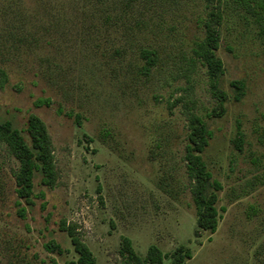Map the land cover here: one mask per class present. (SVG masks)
<instances>
[{
  "label": "rangeland",
  "instance_id": "374dc122",
  "mask_svg": "<svg viewBox=\"0 0 264 264\" xmlns=\"http://www.w3.org/2000/svg\"><path fill=\"white\" fill-rule=\"evenodd\" d=\"M207 0H0V122L25 133L29 114L46 125L56 180L34 178L20 217L12 172L0 144V264H72L62 225L74 226L95 264H124L121 239L144 257L156 245L171 264H264V38L230 0L216 55L223 63L216 104L204 66L192 52L202 37ZM142 48L156 52L148 74ZM244 82L233 99L229 84ZM48 104L35 106L36 100ZM211 137L202 158L222 189L214 233L196 229L184 167L187 111ZM237 126L243 134L238 149ZM223 208V210H221ZM53 241L61 252L49 251Z\"/></svg>",
  "mask_w": 264,
  "mask_h": 264
},
{
  "label": "trees",
  "instance_id": "16d2710c",
  "mask_svg": "<svg viewBox=\"0 0 264 264\" xmlns=\"http://www.w3.org/2000/svg\"><path fill=\"white\" fill-rule=\"evenodd\" d=\"M215 1L216 6H211L206 17L201 19L202 37L194 43L192 52L198 61L204 66L208 78L211 95L216 99L209 116L220 117L225 112L227 94L219 86L220 76L223 73V63L216 55L220 44L219 26L222 21V13L219 5L223 0ZM243 10L257 29V35L264 38V0H230ZM143 60L141 70L148 74L156 63V52L153 49L142 48L139 52ZM7 81V75L0 69V86ZM233 92V99L239 100L244 93V82L233 80L229 84ZM48 100H36L35 106L48 104ZM186 141L183 148V157L186 178L189 191L195 208L196 229L214 233L217 229L220 217L216 204L218 192L222 189L221 183L214 179L202 158V153L208 145L211 131L206 120L193 112L187 111ZM25 133L15 128L9 120L0 122V144L16 160L17 167L12 172L14 178V192L17 197V212L20 217L25 216L26 209L21 206V200L26 205H31L33 195L34 178L40 176V184L53 187L56 180L54 166V155L50 136L45 123L35 114H29L26 120ZM235 146L239 149L243 143V134L237 126L236 135L233 139ZM223 210V208H221ZM76 254L72 264H95V257L88 246L82 241L74 226L62 225ZM46 249L53 252H61L60 247L53 241L45 245ZM121 257L124 264H162L168 258L156 245L148 246L144 257L139 256L129 238L121 239ZM171 264H183L185 259L191 257L189 250L178 247L172 254Z\"/></svg>",
  "mask_w": 264,
  "mask_h": 264
}]
</instances>
